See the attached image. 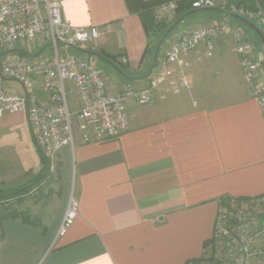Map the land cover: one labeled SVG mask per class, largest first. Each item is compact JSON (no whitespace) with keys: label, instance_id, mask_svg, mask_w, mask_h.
I'll return each instance as SVG.
<instances>
[{"label":"crops","instance_id":"crops-1","mask_svg":"<svg viewBox=\"0 0 264 264\" xmlns=\"http://www.w3.org/2000/svg\"><path fill=\"white\" fill-rule=\"evenodd\" d=\"M62 4L64 18L72 25L107 30L88 50L115 57L124 72L114 69L110 91L147 86L149 53L145 58L144 54L149 38L125 0H63ZM195 14L205 18L198 22L228 21L242 29L264 60L263 41L254 22L218 10H198L189 17ZM182 31L167 37L165 44ZM205 52L201 44L187 58L190 87L181 86V94L172 88L163 97L167 82L151 104L131 100L129 127L114 140L84 143L77 132L75 147L62 148L56 171L47 177L46 157L34 139L27 113H21L33 144L27 143L18 155L21 175L15 164L10 165L5 174L0 173V188L14 192L40 180L36 185L42 190L57 181L61 200L72 192L79 214L59 234L65 213L51 225L34 218L29 204L36 192L32 190L24 199L3 205L29 215L27 221L21 217L1 221L0 243L18 251L32 250L30 264H188L203 257L223 198L264 195V111L251 95L232 37L219 36L211 57ZM261 76L264 79V66Z\"/></svg>","mask_w":264,"mask_h":264},{"label":"built area","instance_id":"built-area-1","mask_svg":"<svg viewBox=\"0 0 264 264\" xmlns=\"http://www.w3.org/2000/svg\"><path fill=\"white\" fill-rule=\"evenodd\" d=\"M62 2L0 0V114L27 113L34 139L52 169L62 148L75 147L77 132L84 143L114 140L129 127L131 100L139 105L151 104L157 90L167 82L163 97L172 88L190 87L186 78L188 56L204 44L206 56L211 57L219 36L234 40L245 81L264 111V60L258 58L246 32L230 22L183 30L164 46L147 86L112 92L95 56L78 57L69 52L70 48L88 49L87 45L103 38L107 30L97 25H72L64 18ZM177 8V0L160 4L156 19L165 20ZM192 8L226 10L254 22L264 36L261 8L251 9L231 0H193ZM78 214V201L72 198L59 234L67 231ZM210 243L203 257L188 264H251L253 259L264 260V195L247 202L221 204Z\"/></svg>","mask_w":264,"mask_h":264},{"label":"rangeland","instance_id":"rangeland-1","mask_svg":"<svg viewBox=\"0 0 264 264\" xmlns=\"http://www.w3.org/2000/svg\"><path fill=\"white\" fill-rule=\"evenodd\" d=\"M244 5V4H243ZM257 7L259 5L257 4ZM260 8V7H259ZM203 10V9H199ZM207 10H213V9H207ZM227 12V11H226ZM199 14V13H198ZM191 15L190 17H186L185 21L181 22L177 27L174 28L171 36H168V40L172 38L175 34H179L183 27L188 24L189 22H192L190 26H186V29H192L200 26H207L212 23L216 22H198V20H205L204 17H200V15ZM229 14V13H228ZM177 13L169 15L164 21L166 22H174L176 19ZM243 18V17H241ZM248 20V19H247ZM174 24V23H173ZM185 29V30H186ZM167 40V41H168ZM159 38L155 37L152 40V44L150 46L149 51V60L148 64L152 65L153 62V55L155 48L159 42ZM166 41V40H165ZM165 41L162 45L161 51L164 48ZM91 44L89 43L88 49H91ZM29 46H33V41H29ZM160 51V53H161ZM69 52L78 57H85L86 55L76 49L70 48ZM98 59V58H97ZM98 65L104 70V73L109 81V76H115V70L112 68L109 64L102 60H97ZM15 83V82H14ZM15 87L20 90L21 87L19 84H14ZM172 92L176 94H181L182 87L179 86L177 89H173ZM70 99L73 101L75 98L70 96ZM32 133L29 127V123L26 119V116L24 114H5L4 116L0 115V173L5 174L10 167V165L15 164L18 167V163H20L19 156L21 155V152L25 151L26 144L32 143ZM31 148V147H30ZM28 159V158H27ZM46 162L48 164L47 168L49 172L54 173L56 170V163L54 165V169L51 167V162L46 158ZM8 167V168H7ZM10 169V168H9ZM21 175L22 170L18 169ZM18 170L16 171L18 173ZM48 186L44 187L42 190L38 189L31 198L30 206H32V215L34 218H37V220H41L43 224L45 225H51L53 222L60 218L65 211H67L68 205L72 197V192H70L66 198L65 201L61 200V187L57 183V181H54L53 183L48 182ZM7 187V185L5 184ZM39 187V185H36V187ZM34 205H33V204ZM210 244L207 246V248H210ZM209 249H206L208 251ZM33 252L28 248V250L23 249V251H18L14 247H6V243H0V264H30V258H32ZM259 262L262 264L264 260H257L253 259L251 261V264ZM33 264V263H32ZM36 264V262L34 263Z\"/></svg>","mask_w":264,"mask_h":264},{"label":"trees","instance_id":"trees-1","mask_svg":"<svg viewBox=\"0 0 264 264\" xmlns=\"http://www.w3.org/2000/svg\"><path fill=\"white\" fill-rule=\"evenodd\" d=\"M126 5L128 7V10L131 13L137 14L140 19L142 20L145 32L149 38L148 46L146 48L144 58L148 55L150 51V46L152 44V40L155 37H158L159 40L162 38V36L166 33V31L172 26V24L178 20L181 16L184 14L194 10L192 8V1L193 0H177L178 1V8H177V16L174 22H166L164 20H157L155 16V10L156 8L167 1L170 0H125ZM232 2L236 4H244L246 7L251 8V9H258L259 7L264 11V0H231ZM257 4L259 7H257ZM226 11V10H225ZM161 51V50H160ZM99 53L107 57L108 59L112 60L113 62H116V58L109 56L105 52L99 50ZM160 55V52H159ZM48 164H46V175L47 177L51 172L48 171L47 168ZM49 180V178H48ZM46 180V181H48ZM40 180H36L32 185L29 187L23 188L21 190L17 191H10L7 192L4 189L0 188V222L3 221L4 219L11 218V217H21L24 220H28V213L26 212H18L14 209H8L6 207H3L6 203L10 202L13 199L17 200H22L26 196L27 193L31 192L32 190L37 191L40 189V187L35 188V185L38 184ZM47 183V182H45ZM232 198L230 197H224L223 201L224 203L231 201ZM235 200L238 203L241 202H247L249 199L247 198H235ZM4 237L2 234H0V241H3ZM211 241L208 242L207 246L209 245Z\"/></svg>","mask_w":264,"mask_h":264},{"label":"water","instance_id":"water-1","mask_svg":"<svg viewBox=\"0 0 264 264\" xmlns=\"http://www.w3.org/2000/svg\"><path fill=\"white\" fill-rule=\"evenodd\" d=\"M199 9H194L186 14H184L183 16H181L178 20H176L174 22V24H172V26L166 31V33L162 36V38L160 39V41L158 42L156 48H155V51H154V55H153V62H152V65L148 71V73L146 74V76H144V79H149L153 73V70L155 69L156 65H157V60H158V56H159V52L162 48V45L164 43V41L166 40V38L168 37V35L170 34V32L176 27V25L178 23H180L181 21H183L187 16H189L190 14L194 13L195 11H198ZM213 10H218V11H221V12H224L226 14H228V12H226L225 10L223 9H219V8H215ZM234 17H237L249 24L250 21L245 19V18H241L240 16L238 15H234V14H230ZM258 32L260 34V37L263 41V45H264V36L263 34L259 31L258 29ZM77 50H79L80 52L84 53V54H87V55H90V56H95L96 58H98L99 60H102L104 62H106L107 64H109L111 67H113L116 71L120 72L121 74L125 75L124 72L122 71V69L115 63L113 62L112 60L108 59L107 57H105L104 55H102L101 53H99L98 51H93V50H88V49H83V48H79L77 47L76 48Z\"/></svg>","mask_w":264,"mask_h":264}]
</instances>
